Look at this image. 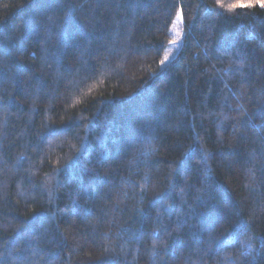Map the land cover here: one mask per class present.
I'll list each match as a JSON object with an SVG mask.
<instances>
[{
	"label": "trees",
	"instance_id": "trees-1",
	"mask_svg": "<svg viewBox=\"0 0 264 264\" xmlns=\"http://www.w3.org/2000/svg\"><path fill=\"white\" fill-rule=\"evenodd\" d=\"M238 2L0 0V264H264V10Z\"/></svg>",
	"mask_w": 264,
	"mask_h": 264
},
{
	"label": "rangeland",
	"instance_id": "rangeland-1",
	"mask_svg": "<svg viewBox=\"0 0 264 264\" xmlns=\"http://www.w3.org/2000/svg\"><path fill=\"white\" fill-rule=\"evenodd\" d=\"M170 35L173 40L167 46L164 56L162 58V60H164L166 56L168 57V60L163 65L160 64L162 68L167 66L173 60V58L176 56L177 52L179 51L180 45L182 43L183 28H182V19L180 15L177 16V18L174 20L172 27L170 29Z\"/></svg>",
	"mask_w": 264,
	"mask_h": 264
},
{
	"label": "snow or ice",
	"instance_id": "snow-or-ice-1",
	"mask_svg": "<svg viewBox=\"0 0 264 264\" xmlns=\"http://www.w3.org/2000/svg\"><path fill=\"white\" fill-rule=\"evenodd\" d=\"M219 7H223V5H219ZM254 7H259L264 10V0H240L238 3H232L229 5L227 11L232 12L237 9H252ZM167 60L168 57L166 56L164 60L161 61V64L163 65Z\"/></svg>",
	"mask_w": 264,
	"mask_h": 264
}]
</instances>
